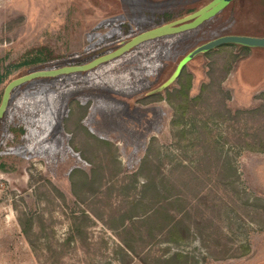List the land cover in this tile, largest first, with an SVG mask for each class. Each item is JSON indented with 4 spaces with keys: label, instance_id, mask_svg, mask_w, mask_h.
Listing matches in <instances>:
<instances>
[{
    "label": "rangeland",
    "instance_id": "rangeland-1",
    "mask_svg": "<svg viewBox=\"0 0 264 264\" xmlns=\"http://www.w3.org/2000/svg\"><path fill=\"white\" fill-rule=\"evenodd\" d=\"M203 3L0 0L4 83L97 56L166 13L178 18ZM228 37L264 40V3L235 0L170 47L164 67L153 44L115 63L124 70L117 85L139 69L154 92H107L137 109L157 108L155 141L136 145L124 136L127 167L114 144L83 125L90 106L78 100L83 78L16 87L0 123V264H264V46H199ZM40 49L50 50L48 62L25 66ZM215 141L235 165L231 185ZM150 177L156 189L145 187Z\"/></svg>",
    "mask_w": 264,
    "mask_h": 264
},
{
    "label": "crops",
    "instance_id": "crops-1",
    "mask_svg": "<svg viewBox=\"0 0 264 264\" xmlns=\"http://www.w3.org/2000/svg\"><path fill=\"white\" fill-rule=\"evenodd\" d=\"M234 1L235 0H218V2L214 6L198 16V20L200 22L196 29L167 36H158L151 40L138 43L128 52L123 53L117 57L113 56V52L106 54L100 58L101 60L94 59L90 63H87L83 70L80 72L68 73L65 75L54 77L53 79L60 78L62 76H77L85 80L86 88L81 93H78L80 96L78 97V100L80 102L87 101V103H90L88 112L83 119V125L90 133L93 134V136L97 137L100 140H104L114 144L120 150V153L122 151V147L126 143L124 138L126 134L134 139L133 142L136 145H148L153 138L158 137V132L154 131V128H156V124H153V118L156 117L154 109L157 108L139 107L137 109L135 107H132L130 102L128 103L123 99H117L107 91L117 90L118 88L120 90L123 88H137L139 90L136 95H143L145 93H150L151 91L154 92V89H151V85L147 86V83L144 80L143 76L138 75L140 73L139 69V72H137L136 74L137 76L132 79L133 81L131 80L130 82L127 80L124 82V84L117 85L118 83H116V79L121 73H123L124 70H121V68L117 69L119 67L115 63H121L128 57L141 56L144 53V49L146 50V46H148L149 44H153L156 46H161L162 48V52H160L159 54H154V56L158 55L159 64L161 65L162 62H164L167 65L168 63L167 61H165V59L167 54L169 53L170 47H173L177 42L181 41L183 37L193 35L199 27L210 23L211 21L215 20L220 15L225 13L226 9ZM213 11L216 12L213 13ZM209 13L213 14L209 15ZM149 59L150 57L144 55V58H141V63L143 62L141 65H146ZM182 59L185 60L186 57L182 55L179 59L176 60V63L174 65H176ZM104 60L106 61L102 62ZM133 69H135V67ZM150 70L151 69H149V71ZM151 72L154 71L152 70ZM38 73L41 74L35 75L37 73H34L31 74L32 76L28 75L18 80H12V82L10 83H0V87H3L0 93V123L7 110L10 101V94L14 89H16V87L29 84L35 80H46L43 78L45 74H43L42 72ZM1 75L2 74L0 69V77ZM22 80L23 83H18ZM128 82L133 84L131 85ZM7 84H12L14 85V87L7 94L6 102H4L3 100H5L6 88L8 87ZM72 94L73 93H71L69 97H71ZM58 101L60 103L61 98H58ZM64 135L67 136V133L65 131ZM65 136L60 135V138H64ZM54 146H57L56 142ZM59 146L62 148L64 147L61 141L59 142ZM65 148H69L68 144H66ZM119 159L123 162V165H125V160L122 156V153ZM124 167L127 166L125 165Z\"/></svg>",
    "mask_w": 264,
    "mask_h": 264
},
{
    "label": "trees",
    "instance_id": "trees-1",
    "mask_svg": "<svg viewBox=\"0 0 264 264\" xmlns=\"http://www.w3.org/2000/svg\"><path fill=\"white\" fill-rule=\"evenodd\" d=\"M204 3L202 5V8L200 9H193L191 11L188 12V14L183 15L181 17L178 18H173L171 13H166L163 17H166L167 19L161 23H159L155 28L146 31L142 34H139L137 37H134L131 40H128L126 42H121L119 44H117L116 46H114L113 48H107L106 50H104V52H100L97 56L94 57H87L85 59H81V60H77L74 61L72 63V65L70 66H65L62 67L60 69L51 71V72H42L43 74H45V76L43 77L46 80L49 79H53L54 77H58L61 75H65L68 73H75V72H80L83 70V68L86 66L87 63H90L91 61H93L94 59H99L106 54L109 53H114L113 56H119L123 53L128 52L129 50H131L135 45H137L138 43L147 41V40H151L155 37L158 36H167V35H172V34H177V33H181V32H186L189 30H193L196 29L199 25V20H198V16L200 14H202V12L206 9H209L210 7L214 6L218 0H203ZM230 1V0H229ZM257 3L259 5L262 6V4L264 3V0H257ZM199 46H206V47H211V43H208L206 41H201ZM50 54V50L48 49H40L37 50L34 54L31 55L32 59L31 61L26 62L24 65L28 66L30 64L33 65H39V64H45L48 62V55ZM113 59V58H111ZM109 59V60H111ZM107 60V61H109ZM106 60L102 61L105 62ZM185 60H180L175 66L174 69L172 70L171 74L166 78L165 82H168L169 80H171V78L179 71V69L183 66V62ZM21 67V66H19ZM41 73H37L35 75H40ZM7 76H10V74H7ZM32 76V75H31ZM6 77H4V74L1 75L0 77V83H4ZM89 109V107H88ZM87 109V112H88ZM86 112V114H87ZM85 114V115H86ZM238 114H242V112H238ZM96 140H99L97 137L93 136ZM156 138H153L151 141H155ZM213 147H214V152H216L218 154V164L222 163V169H224V171L226 172L227 175H225V178L229 181L228 184H232L231 182V178L233 177V175L236 172V168L234 163H232L231 158H229L228 156H225L224 158V152H220L221 150V145L218 141L213 142ZM149 160V157L146 159ZM149 162V161H148ZM147 165V161L144 163ZM144 168V167H143ZM142 171L145 170V168ZM147 168V167H146ZM155 180L154 178H149V183L145 184L146 188H155L156 189V184H155ZM196 178H192L191 182L195 183ZM160 195V193H158ZM176 197V201H178V197ZM23 226V224H22ZM23 232L25 234L29 233V228H27V226H23Z\"/></svg>",
    "mask_w": 264,
    "mask_h": 264
},
{
    "label": "water",
    "instance_id": "water-1",
    "mask_svg": "<svg viewBox=\"0 0 264 264\" xmlns=\"http://www.w3.org/2000/svg\"><path fill=\"white\" fill-rule=\"evenodd\" d=\"M229 43H237V44H244V45H254V46H264V40L252 39V38H245V37H228L220 39L211 46H218L223 44Z\"/></svg>",
    "mask_w": 264,
    "mask_h": 264
}]
</instances>
